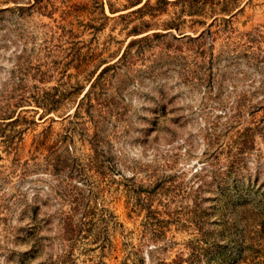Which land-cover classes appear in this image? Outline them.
<instances>
[{
  "label": "rangeland",
  "instance_id": "obj_1",
  "mask_svg": "<svg viewBox=\"0 0 264 264\" xmlns=\"http://www.w3.org/2000/svg\"><path fill=\"white\" fill-rule=\"evenodd\" d=\"M131 1L0 3V264H176L218 236L234 156L264 189V0ZM239 210L235 264H264Z\"/></svg>",
  "mask_w": 264,
  "mask_h": 264
},
{
  "label": "trees",
  "instance_id": "obj_2",
  "mask_svg": "<svg viewBox=\"0 0 264 264\" xmlns=\"http://www.w3.org/2000/svg\"><path fill=\"white\" fill-rule=\"evenodd\" d=\"M9 1H18V0H0L1 2H9ZM178 1H188L191 3L195 0H174V2ZM141 0H132L131 3L138 4ZM170 3V0H156L154 3H151L150 0H146L136 11L138 12H147L151 15H155L158 13H162L166 10V6ZM188 13L192 15L197 11V3L194 5H188ZM112 11V8L110 7ZM224 11H228V8H223ZM184 11V10H183ZM183 20L180 18L169 20L162 24L166 28H179L180 23ZM149 22L141 21V26L135 25L133 31L137 32L139 29H143L144 27H149ZM146 29V28H144ZM150 35H145L141 38L146 40ZM151 36L158 37L156 33H152ZM161 36H165V34H161ZM125 53L123 54V56ZM123 58V57H122ZM246 144L248 142H245ZM243 142V145H246ZM246 147V146H245ZM244 149V146L240 149V152ZM241 158L239 156H234L231 159V164L229 166V170L223 176L216 175L214 181L217 182L218 195L217 200L219 202L218 208V224L220 225V230H217V234L211 235L210 241L204 240V243L207 244V249L204 252H197L189 254V256L183 258L182 256H177L176 264H183L184 261H188L189 264H201L202 257L206 258L207 264H235L242 258L241 250L244 247V238H245V230H246V221L245 217L242 219L240 215L239 208L244 204H249L252 213L260 216L261 220L257 222L262 229H264V189L259 190H246L237 186L235 182H229L230 176L232 175L235 169L240 167ZM54 171L59 170L62 171L64 169H70L71 165L61 164L58 162L51 163ZM68 167V168H66ZM231 174V175H230ZM221 181V182H220ZM260 186V185H259ZM70 226V223H67ZM250 232V230H246ZM227 233V234H225ZM227 235V238H226ZM217 237H221V239H227L229 242H218ZM243 240V243H242ZM39 262L37 264H41ZM55 264V263H51ZM57 264V263H56Z\"/></svg>",
  "mask_w": 264,
  "mask_h": 264
}]
</instances>
